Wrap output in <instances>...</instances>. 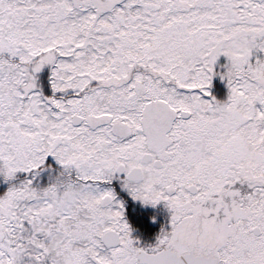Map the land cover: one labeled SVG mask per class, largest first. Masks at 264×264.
<instances>
[{
    "label": "snow or ice",
    "instance_id": "obj_1",
    "mask_svg": "<svg viewBox=\"0 0 264 264\" xmlns=\"http://www.w3.org/2000/svg\"><path fill=\"white\" fill-rule=\"evenodd\" d=\"M0 264H264V0H0Z\"/></svg>",
    "mask_w": 264,
    "mask_h": 264
}]
</instances>
